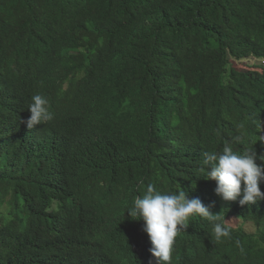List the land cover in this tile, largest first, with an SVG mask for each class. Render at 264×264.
<instances>
[{
	"label": "trees",
	"instance_id": "16d2710c",
	"mask_svg": "<svg viewBox=\"0 0 264 264\" xmlns=\"http://www.w3.org/2000/svg\"><path fill=\"white\" fill-rule=\"evenodd\" d=\"M259 68L264 0H0V264H158L127 213L148 184L231 229L191 217L171 264H264V200L200 171L228 142L264 162ZM34 94L54 119L29 129Z\"/></svg>",
	"mask_w": 264,
	"mask_h": 264
},
{
	"label": "clouds",
	"instance_id": "9594fccd",
	"mask_svg": "<svg viewBox=\"0 0 264 264\" xmlns=\"http://www.w3.org/2000/svg\"><path fill=\"white\" fill-rule=\"evenodd\" d=\"M29 129L54 119L48 108V100L41 94H34L28 105ZM243 128L244 125H239ZM240 137L234 138L239 142ZM264 155L259 159L264 161ZM256 153L252 150L237 152L232 142L225 143L221 150L205 153L200 171L206 179L214 180L215 193L225 201L239 199L241 205L253 204L264 200V162L257 163ZM135 220H142L143 230L148 234L152 247L150 252L158 264H171L172 254L178 236L185 231L193 216H200L212 225L216 241L229 238L231 229L221 216L210 211L199 198H190L188 192H161L153 184H148L143 194H138L127 211ZM239 244V241H236Z\"/></svg>",
	"mask_w": 264,
	"mask_h": 264
},
{
	"label": "rangeland",
	"instance_id": "374dc122",
	"mask_svg": "<svg viewBox=\"0 0 264 264\" xmlns=\"http://www.w3.org/2000/svg\"><path fill=\"white\" fill-rule=\"evenodd\" d=\"M252 62H255V61L244 60L243 63H237V65H238V68L244 69V68H249L251 66V63ZM254 74L256 76H262V75H264V72H263V70L261 68H259V69H257L254 72ZM263 134H264V124H263ZM229 222H231L232 225H235L236 224V220L235 219H231V220H229Z\"/></svg>",
	"mask_w": 264,
	"mask_h": 264
}]
</instances>
